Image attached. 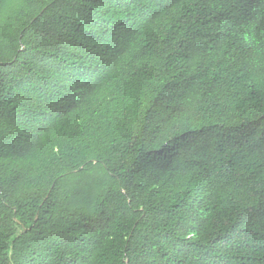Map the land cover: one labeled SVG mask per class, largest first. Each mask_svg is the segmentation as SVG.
<instances>
[{
    "label": "trees",
    "instance_id": "16d2710c",
    "mask_svg": "<svg viewBox=\"0 0 264 264\" xmlns=\"http://www.w3.org/2000/svg\"><path fill=\"white\" fill-rule=\"evenodd\" d=\"M0 264H264V0H0Z\"/></svg>",
    "mask_w": 264,
    "mask_h": 264
}]
</instances>
